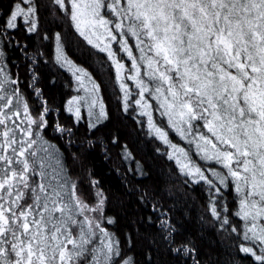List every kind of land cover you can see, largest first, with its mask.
Returning <instances> with one entry per match:
<instances>
[{
    "label": "snow or ice",
    "instance_id": "snow-or-ice-1",
    "mask_svg": "<svg viewBox=\"0 0 264 264\" xmlns=\"http://www.w3.org/2000/svg\"><path fill=\"white\" fill-rule=\"evenodd\" d=\"M42 69L70 73V125L45 97ZM111 103L172 176L201 190V222L233 253L228 264H264V0L0 4V264H213L147 189L136 191L155 232L110 230L113 194L84 153L72 159L86 176L66 167L48 129L71 147L86 125L80 147L108 158L93 137ZM120 155L134 159L127 145Z\"/></svg>",
    "mask_w": 264,
    "mask_h": 264
},
{
    "label": "trees",
    "instance_id": "trees-1",
    "mask_svg": "<svg viewBox=\"0 0 264 264\" xmlns=\"http://www.w3.org/2000/svg\"><path fill=\"white\" fill-rule=\"evenodd\" d=\"M6 3L7 0H0V4L6 5ZM73 55L80 62L87 63L89 53L74 51ZM42 72L41 86L45 97L52 106L59 108L60 122L70 125L72 121L64 111V104L72 94L71 89L65 86L66 78L70 79V73L59 75L55 74L54 69L52 72L42 69ZM110 108L113 113L111 122L93 137V139L103 138L107 146L108 158L100 147H93L87 152L80 147V138L86 135V125L76 130V135L73 137L76 142L71 147H67L64 140L56 138L51 128L48 129V138L59 146L65 157L64 163L72 174L81 177L87 174L81 169L80 163L72 159V153L82 152L86 168L94 172L95 179L101 182V186L106 191L113 194L109 215L115 214L119 222L110 230L120 233L132 232L133 235L138 231L155 232V226L147 223L149 215H153L154 218V214L151 213L150 206L145 207L139 203V193L136 191V189H147L166 210L170 211L173 223L194 240L202 258L211 256L213 264H228L233 253L221 242L214 230L201 222V214L204 211L202 207L204 197L201 190L199 188L193 190L172 176L166 160L160 158L155 153L153 144L146 142L145 137L139 134L138 126L131 119L122 118L114 103L110 104ZM56 116L57 113L53 112L50 120L55 121ZM113 136L119 137L118 145L111 143ZM125 145L131 152L133 160H122L120 154ZM135 161H140L142 164L143 175L128 171L129 168L135 170ZM237 259L239 260V257ZM240 264H248V261L241 260Z\"/></svg>",
    "mask_w": 264,
    "mask_h": 264
}]
</instances>
